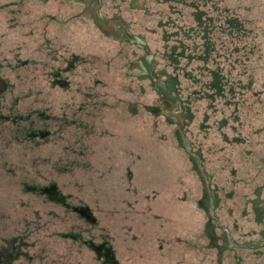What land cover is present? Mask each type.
<instances>
[{
  "label": "rangeland",
  "instance_id": "1",
  "mask_svg": "<svg viewBox=\"0 0 264 264\" xmlns=\"http://www.w3.org/2000/svg\"><path fill=\"white\" fill-rule=\"evenodd\" d=\"M92 1L0 0V264H264V0Z\"/></svg>",
  "mask_w": 264,
  "mask_h": 264
},
{
  "label": "flooded vegetation",
  "instance_id": "2",
  "mask_svg": "<svg viewBox=\"0 0 264 264\" xmlns=\"http://www.w3.org/2000/svg\"><path fill=\"white\" fill-rule=\"evenodd\" d=\"M74 4V3H73ZM72 3L70 4V11L71 10H73V9H76V6L75 5H73ZM106 5L108 6V4H107V2H106ZM64 11L66 10V8H64L63 9ZM98 10H100V9H98ZM72 15L70 16V21L72 20L73 21V19H74V21H75V19L77 18V16H76V12H74V13H72V12H70ZM54 14H56V17L58 16V14H60V13H58V12H55ZM121 13H117L116 15H114V19H115V25H114V27H110L111 29H112V37L114 38V39H117L118 40V38H117V36L118 35H120V33L119 32H121V33H125L126 32V35L127 36H125L126 37V39L127 40H129V41H131V42H134V38L130 35V33L128 32V28H126L125 29V25H126V22H125V19L120 15ZM61 15V14H60ZM118 19V22L116 21ZM61 20L62 19H58V21H59V25H60V27H63V26H68V24L66 23V22H61ZM66 21V20H65ZM96 22V21H95ZM97 23V22H96ZM109 23H105V22H103L102 24H100V22H98L97 23V25H98V27L100 28V31L101 32H103V33H105V34H107V35H109V28L107 27V25H108ZM102 25V26H101ZM110 26V25H109ZM67 28V27H66ZM127 30V31H126ZM118 31V32H117ZM119 41V40H118ZM137 44V43H136ZM145 59V58H144ZM143 64V63H142ZM145 71H146V69H145ZM7 90H8V82L2 77V76H0V95L2 94H5L6 92H7ZM29 122V121H28ZM47 193L49 194V196L51 197V199H53V200H56V201H63L64 200V196L62 195V194H60L59 192H58V190H57V188H56V186L55 185H49L48 187H47ZM82 212H83V214L85 215V216H87L88 218H93L92 217V213L87 209V208H83V210H82ZM108 248H110V247H106V246H104V245H101L100 247H98V250L107 258V260H108V257L111 255L110 253H109V251H108Z\"/></svg>",
  "mask_w": 264,
  "mask_h": 264
},
{
  "label": "trees",
  "instance_id": "3",
  "mask_svg": "<svg viewBox=\"0 0 264 264\" xmlns=\"http://www.w3.org/2000/svg\"><path fill=\"white\" fill-rule=\"evenodd\" d=\"M129 2L127 4H130V5H133V7H137V11H146L147 9L144 8V4L146 1H142L141 0H128ZM65 2H68V3H74L73 5L76 6V9H73V10H69V12H76V16L79 17L80 13L77 12V7L79 6L78 4V0H65ZM106 2H108V0H93L92 3L95 5L96 7V10L94 12V16H93V19L98 23L100 22V24H102L103 22L105 23H109L108 25H110L111 27H114V25L116 24L115 23V19L113 17H107L105 15H102L101 12H104L106 10V8L108 7L106 5ZM83 4V3H82ZM130 5H127L126 8H129ZM84 6V5H83ZM100 9V10H98ZM121 15V14H120ZM81 16V15H80ZM122 16V15H121ZM82 17V16H81ZM125 19V17H124ZM118 22V19L116 20ZM126 22V25H125V29L128 28V21L127 19L125 20ZM102 26V25H101ZM127 31V30H126ZM124 36H127L126 35V32L125 33H122ZM140 38V37H138ZM142 40V42L146 43L144 41V39L140 38ZM140 47H142L140 44H139ZM143 64L145 65V67L147 68V70L149 69L150 71H153L154 70V66L156 65V61L154 62V57L149 60L147 57L143 60ZM167 86L168 88L166 90H171L173 89V86L172 87H169V83H167ZM176 100V99H175ZM181 132H183V130H181Z\"/></svg>",
  "mask_w": 264,
  "mask_h": 264
},
{
  "label": "bare ground",
  "instance_id": "4",
  "mask_svg": "<svg viewBox=\"0 0 264 264\" xmlns=\"http://www.w3.org/2000/svg\"><path fill=\"white\" fill-rule=\"evenodd\" d=\"M108 251L109 253L111 254L109 257H108V261H115L114 257H113V251L111 250V248H108Z\"/></svg>",
  "mask_w": 264,
  "mask_h": 264
},
{
  "label": "water",
  "instance_id": "5",
  "mask_svg": "<svg viewBox=\"0 0 264 264\" xmlns=\"http://www.w3.org/2000/svg\"><path fill=\"white\" fill-rule=\"evenodd\" d=\"M139 44H141V45L143 46L142 43H139ZM146 49H147V48H146ZM147 53H149V50H148V49H147ZM143 69H144V71H145V68H143ZM205 172H206V171H205ZM46 190H47V188H45L43 191H44L46 194H48ZM48 195H49V194H48Z\"/></svg>",
  "mask_w": 264,
  "mask_h": 264
}]
</instances>
